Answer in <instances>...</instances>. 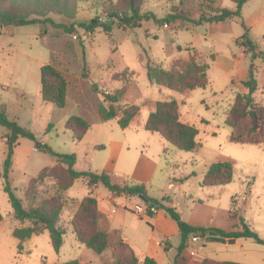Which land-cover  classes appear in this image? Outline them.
I'll return each mask as SVG.
<instances>
[{
    "label": "rangeland",
    "instance_id": "obj_1",
    "mask_svg": "<svg viewBox=\"0 0 264 264\" xmlns=\"http://www.w3.org/2000/svg\"><path fill=\"white\" fill-rule=\"evenodd\" d=\"M108 1H80L76 21L97 18L104 24L108 18L100 10ZM177 2L144 0L142 13L148 15V20H143L137 28L114 24L108 32L103 28L87 32L75 25L69 33L74 21L55 14L48 17L66 29L52 27L49 23L0 26V106L5 107L10 120L54 153L74 155L76 171L105 173L112 184L120 187L143 185L150 199L175 208L182 221L193 227L241 230L240 221L244 220L264 240V59L255 58L242 44L246 35L264 53V0H249L243 7V18L241 15L219 24L193 26L180 21L168 25L161 22L168 14H174L175 9H183L191 19L210 15V9L235 10L231 0H186L184 6H178ZM261 19L263 21L256 25ZM190 57L200 64L210 65L206 88L177 93L147 81L148 64L164 70H183ZM236 62H245V67L253 65L257 72L253 98L260 112V129L250 136L249 118L234 129L225 125L235 102V99L231 103L227 99L233 92L238 93V89L230 85L231 78L239 75ZM45 64H52L67 81L63 108L41 98L40 67ZM122 88L125 96L117 107L119 113L124 105L140 109L127 130L120 129L116 121H101L97 114L104 95ZM167 100H175L183 120L199 129L200 146L196 151H176L157 134L143 129L148 115L154 111V103ZM72 116L81 117L90 124L80 142L74 141L72 133L65 128ZM7 134L0 126V214L3 218L0 222V264H39L43 261L41 257L50 262L57 254L47 233L33 240L35 247L28 254H25L24 242L18 252V241L12 236L13 228L27 226V223L13 219L2 187ZM232 136L241 142L233 141ZM98 146L104 149H96ZM140 156L144 159L135 173ZM110 159L114 168L106 170ZM224 162L232 165V182L220 187L202 186L210 165ZM57 165L56 159L38 150L31 139L21 138L14 149L9 182L17 198L23 199L27 189H34L40 199H53L61 205L60 225L71 232V223L82 200L90 195V188L86 179H79L67 191H62L67 174L63 166ZM55 166L58 168L51 171ZM96 191L100 204L106 207L112 192L101 183L97 184ZM125 196H118L115 205L127 203ZM243 197L246 201H242ZM132 202L147 205L138 196L129 200ZM147 224L152 226L150 221ZM116 241L99 255L102 264H116L117 254L130 259L126 250L116 246ZM70 243L72 240L68 238L63 246L67 255L71 252ZM79 245L80 260L95 264L97 255ZM194 245L195 248L205 246L200 251L205 256L239 264L249 262V257L264 256V246L252 240L225 246L201 239ZM22 254H25L23 258Z\"/></svg>",
    "mask_w": 264,
    "mask_h": 264
},
{
    "label": "trees",
    "instance_id": "obj_2",
    "mask_svg": "<svg viewBox=\"0 0 264 264\" xmlns=\"http://www.w3.org/2000/svg\"><path fill=\"white\" fill-rule=\"evenodd\" d=\"M86 0H0V20L8 21L11 25L29 26L40 24L44 26L49 23L52 27L65 28L63 25L55 24L48 16L55 14L73 20L68 32H72L75 25L87 32H93L97 28H103L106 32L110 31L114 24L124 25L130 28H137L143 20H148V15L142 13V4L144 0H116L103 4L101 12L105 14L108 20L102 24L96 19L87 22L76 21L78 12L77 4ZM153 1H178V6H184L186 0H153ZM235 4V10L230 11L223 8L210 9V15H201L198 19L188 18L183 9H175L174 14H168L161 22L172 24L176 21L190 23L193 26L205 24H219L232 18L241 17V9L249 0H231ZM1 26V25H0ZM243 46L247 47L255 58L264 59V53L259 51L249 38L244 35ZM210 68L208 64H200L193 57H190L183 70L172 68L164 70L159 66H146V79L151 85L165 87L177 93L192 91L198 88H206L208 85L207 72ZM256 70L253 65L248 67L247 78L242 85L248 90L245 95L237 94L235 102L229 110V115L225 125L229 128H236L240 122L246 118L250 119L251 126L248 131L249 136L255 134L260 129V112L258 105L255 104L253 94L256 91ZM86 77V75H82ZM67 81L64 76L52 65L45 64L40 67V94L44 102H48L57 108H63L66 102ZM124 97V90H117L113 94H105L104 101L97 107L99 118L104 121L117 120L120 129H127L133 120L137 117L140 109L138 106H125L120 113L117 107ZM178 103L175 100L158 101L155 103V110L150 113L144 123L143 129L150 133L158 134L169 146L176 151L194 152L200 146L197 137L198 129L193 125L184 124L180 121L178 113ZM0 126L7 130L6 136L7 156L3 163L1 173L2 187L8 197L12 209L13 219L21 224L27 223L13 230L12 236L19 241L17 245L18 252L21 250L22 242H26L33 236L39 235L43 231L48 233L52 248L58 254L62 247L66 229L60 225L62 207L54 200L40 199L34 189H27L23 199L15 197L9 182V172L13 165L14 149L21 138H29L38 150L50 154L56 159V163L65 168L67 180L62 183V191H67L79 179H86L87 185L93 186L101 183L113 194L120 196H143L146 200V216L152 217L158 210L163 209L170 218L176 223L180 233V244L171 251L167 246L164 247L171 264H185L182 252L186 248V241L191 235L202 237L209 231H214L218 236L225 239H248L259 245L264 246V240L250 228L249 225L241 220L240 231L225 232L218 229H205L193 227L183 222L180 214L173 207L160 204L147 196L143 185H127L120 187L111 183L110 177L105 174H95L92 172H78L74 169L76 158L74 155H62L54 153L45 143L40 142L36 137L22 129L15 121L7 116L4 106H0ZM66 130L70 131L73 140L80 142L90 128L87 120L78 117H70L66 124ZM235 142H241V139L232 136ZM258 143V142H251ZM102 148V147H98ZM57 165V166H58ZM55 166L51 171L58 167ZM233 168L229 162L216 163L208 168L202 186L217 187L225 186L232 182ZM168 199H163V201ZM100 213L97 200L88 195L79 207V210L71 223L72 232L76 240L96 255H102L113 242L112 237L99 229L98 223ZM2 215L0 214V222ZM116 246L120 250H126L130 259L126 260L125 255L117 254L115 256L116 264H157L151 258H144L140 262L130 250V248L118 238ZM61 264H79L77 260L68 261ZM201 264H239L234 262H218L210 259H203Z\"/></svg>",
    "mask_w": 264,
    "mask_h": 264
},
{
    "label": "crops",
    "instance_id": "obj_3",
    "mask_svg": "<svg viewBox=\"0 0 264 264\" xmlns=\"http://www.w3.org/2000/svg\"><path fill=\"white\" fill-rule=\"evenodd\" d=\"M243 7L241 9L242 18L244 16ZM262 21L263 20L261 19L260 21L256 23V25H258ZM263 39H264V35H263ZM236 67H237L236 69L239 75L235 78L234 76L231 78L230 85L232 89L234 88L238 89V93L234 94L233 92V95L229 99H227L230 103L234 101L235 96L237 94L245 95L248 93V90L242 85V82L247 78L249 66L245 67V62L244 63L242 62L240 64L239 62H236ZM155 103H154V110H155ZM125 106L127 105H124L122 107H125ZM178 113L180 116V121L182 123L191 125L186 120H183L180 114V108H178ZM111 121H116V124H117V120H111ZM130 126L128 128H130ZM152 134H155V133H152ZM98 147H102V146H98ZM98 147H96V149H104V147L102 148H98ZM119 149L121 148L119 147ZM143 159L144 157L140 156L139 161L137 165L135 166V173L138 171L139 165ZM113 168H114V163L110 159L105 169L112 170ZM88 187L90 188L89 190L90 196L94 197L98 203V210L100 213V222L98 223V227L101 231L109 234L113 240L115 239L117 240L118 238L122 239L123 242L130 248L134 256L140 262H142L144 258L148 257V258L155 260L157 264H171L168 255L164 251V247L167 246L168 248H170L171 251H173L180 244V241H181L180 233H179L178 227L175 222H173L169 217H167V215H165V213L162 210L156 211L154 215L150 217L151 218L150 220L146 219V218H149L145 214L147 206H139L138 204L133 203V202L129 203V200H131L134 197L137 198V196H125V200H127V203L121 204L120 206H116L115 200L118 198V196L113 193H110L108 204L106 207H104L103 205L100 204L101 202L99 200V195L96 191L97 184L93 186H88ZM206 187H209V186H206ZM217 187H220V186H217ZM242 201H246V198L243 197ZM133 216H136L138 220L136 219V217H133ZM149 221L151 222L152 226H149V224H147ZM17 228H20V225L18 227L13 228L11 233L13 232V230ZM205 228L210 229L209 226L208 227L206 226ZM233 231H240V230H232V231H225V232H233ZM43 233H47V232L45 231L40 234H43ZM36 238H38V235L33 236L32 238L24 242V246L26 248L25 254L30 253V251H32L31 249L35 247V246H32V244L34 242L33 240ZM68 238L72 240V244L70 243L71 252L67 255L63 251L64 249L63 246L66 243V240H68ZM240 240H248V239H234V243L232 244H228V243H222V244H224L225 246L237 245ZM195 243L186 244L187 246L185 250L182 252V257L185 260V264H201L203 259L205 258L218 261V262H230L231 261L229 259L216 260L208 256H205L204 254L200 253V251L204 250L205 246L200 245L195 248V245H194ZM27 244L29 245L26 246ZM79 244L80 243L76 240V237L73 234V232L72 231L69 232V230H67L66 235L64 236L62 247L60 248L55 259L49 262L47 258L45 259L44 257H41V260L43 261H40L39 264H61V263H65V262L72 261V260H77L79 264H91L89 262L84 263L82 262V260H80V257L77 254V252L81 250V247ZM190 252H193L194 254L190 255ZM25 254H22V258L25 256ZM72 256L78 257V258L70 259V257ZM249 259H250L249 262H244V263L245 264H264V256L263 257H259V256L249 257ZM95 264H102L100 260V256L98 255L95 259Z\"/></svg>",
    "mask_w": 264,
    "mask_h": 264
},
{
    "label": "water",
    "instance_id": "obj_4",
    "mask_svg": "<svg viewBox=\"0 0 264 264\" xmlns=\"http://www.w3.org/2000/svg\"><path fill=\"white\" fill-rule=\"evenodd\" d=\"M10 22L0 20V25H9ZM140 199L146 202L145 198L141 195L138 196ZM202 238L205 240L206 243H228L232 244L234 243V239H225L220 236H218L214 231H209L207 234L203 235Z\"/></svg>",
    "mask_w": 264,
    "mask_h": 264
},
{
    "label": "built area",
    "instance_id": "obj_5",
    "mask_svg": "<svg viewBox=\"0 0 264 264\" xmlns=\"http://www.w3.org/2000/svg\"><path fill=\"white\" fill-rule=\"evenodd\" d=\"M203 239L202 237H199V236H194V235H191L189 237V239L186 241V244H189V243H195L199 240ZM187 246V245H186ZM194 253L193 252H190V255H193Z\"/></svg>",
    "mask_w": 264,
    "mask_h": 264
}]
</instances>
